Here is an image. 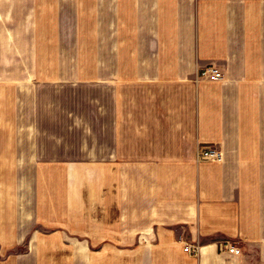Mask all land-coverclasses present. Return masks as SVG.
I'll use <instances>...</instances> for the list:
<instances>
[{
	"label": "crops",
	"instance_id": "0c3cea01",
	"mask_svg": "<svg viewBox=\"0 0 264 264\" xmlns=\"http://www.w3.org/2000/svg\"><path fill=\"white\" fill-rule=\"evenodd\" d=\"M45 3L0 0L11 264H264V0H54L135 11L31 16ZM207 65L222 77L199 78Z\"/></svg>",
	"mask_w": 264,
	"mask_h": 264
},
{
	"label": "rangeland",
	"instance_id": "374dc122",
	"mask_svg": "<svg viewBox=\"0 0 264 264\" xmlns=\"http://www.w3.org/2000/svg\"><path fill=\"white\" fill-rule=\"evenodd\" d=\"M47 1L48 3L45 4L32 5L31 16H128V15L133 16L135 11L134 7L129 5L103 6L102 4H98V3L97 4L95 3L94 4H88V3L57 4V3H51V1L54 0H47ZM74 1H79V0H74ZM5 171L6 168L4 166H0V178H5ZM1 250L2 249L0 248V264H11L12 263L11 256H13L14 253H16L17 250L20 249L19 248L17 249V247H13L10 248L8 251H1Z\"/></svg>",
	"mask_w": 264,
	"mask_h": 264
},
{
	"label": "built area",
	"instance_id": "2783aa9c",
	"mask_svg": "<svg viewBox=\"0 0 264 264\" xmlns=\"http://www.w3.org/2000/svg\"><path fill=\"white\" fill-rule=\"evenodd\" d=\"M222 75V70L214 65L203 67L198 72V77L206 80H218ZM220 157L221 153L219 150L212 147H202L196 152L197 160H219ZM223 247L229 253L239 254L241 252L240 248L233 243L224 242ZM184 250L191 254H195L197 252V247L192 244H186Z\"/></svg>",
	"mask_w": 264,
	"mask_h": 264
}]
</instances>
